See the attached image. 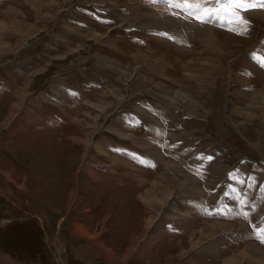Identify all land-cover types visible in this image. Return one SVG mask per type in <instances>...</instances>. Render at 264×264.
I'll list each match as a JSON object with an SVG mask.
<instances>
[{
    "label": "rangeland",
    "instance_id": "obj_1",
    "mask_svg": "<svg viewBox=\"0 0 264 264\" xmlns=\"http://www.w3.org/2000/svg\"><path fill=\"white\" fill-rule=\"evenodd\" d=\"M238 251L264 257V0H0V264Z\"/></svg>",
    "mask_w": 264,
    "mask_h": 264
},
{
    "label": "bare ground",
    "instance_id": "obj_2",
    "mask_svg": "<svg viewBox=\"0 0 264 264\" xmlns=\"http://www.w3.org/2000/svg\"><path fill=\"white\" fill-rule=\"evenodd\" d=\"M176 21V20H175ZM208 34H210V33H208ZM207 35V34H206ZM206 35H203V37H202V39L205 41V40H207L209 37H206V39H205V36ZM213 35V34H212ZM208 36V35H207ZM205 50L206 51H210V50H212L213 49V47H212V49H210L211 48V45L210 44H207V41H206V46H205ZM172 171H174L175 172V170L172 168ZM187 182V181H186ZM167 189V188H166ZM168 192V191H167ZM169 193V192H168ZM166 195V194H165ZM156 204V203H155ZM148 206L150 207V206H153V204L152 205H150V203L148 202ZM207 225V224H206ZM212 228V227H211ZM205 229V228H204ZM209 229V228H208ZM241 253V254H240ZM242 254H243V252H240V251H238L235 255H234V258L231 260V261H226L224 264H235L237 261H238V258H240V257H242ZM230 260V259H229ZM224 261H225V259H224ZM257 262L259 263V264H264V257L263 256H259V259L257 260Z\"/></svg>",
    "mask_w": 264,
    "mask_h": 264
},
{
    "label": "crops",
    "instance_id": "obj_3",
    "mask_svg": "<svg viewBox=\"0 0 264 264\" xmlns=\"http://www.w3.org/2000/svg\"><path fill=\"white\" fill-rule=\"evenodd\" d=\"M132 164L134 165V163H132ZM134 166H135V165H134ZM145 166H148V167H149V165H145ZM135 167H136V166H135ZM136 168H138V167H136ZM115 170L118 171V168H116ZM138 170H139V172H137V173H133V174H130V175H132V179H134V178H133V177H134L133 175H135V174L138 175V176H140V171H141V170L146 171L144 168H141V167L138 168ZM113 175H114V174H113ZM0 260H2V259L0 258Z\"/></svg>",
    "mask_w": 264,
    "mask_h": 264
}]
</instances>
